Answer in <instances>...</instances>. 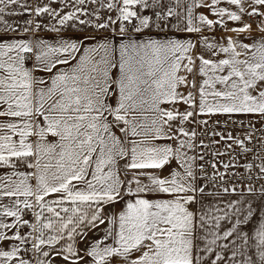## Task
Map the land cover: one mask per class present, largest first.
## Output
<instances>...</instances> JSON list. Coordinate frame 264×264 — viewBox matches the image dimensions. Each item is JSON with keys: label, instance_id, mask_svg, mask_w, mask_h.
I'll return each mask as SVG.
<instances>
[{"label": "snow or ice", "instance_id": "snow-or-ice-1", "mask_svg": "<svg viewBox=\"0 0 264 264\" xmlns=\"http://www.w3.org/2000/svg\"><path fill=\"white\" fill-rule=\"evenodd\" d=\"M17 5L30 11L20 0H0L5 33L20 30L5 20L23 14L8 11ZM100 8L116 15L98 17L94 27L111 35L81 40L60 35L53 25L55 43L0 41V168L11 169L0 175V264H33V258L35 264H52L55 257L65 264H209V254L210 264H264V218L245 230L254 217L250 202L203 206L206 196L221 191H208L198 181H210L215 189L224 174L210 177L203 164L198 174L196 161L204 156L189 155L197 133L185 128L188 122L207 125L190 121L204 115L264 117V0H101ZM34 11L58 17L68 28L75 27L73 20L87 23L77 16L79 8L62 16L47 5ZM245 16L262 18L261 35L251 43L230 36L220 43L204 35L217 26L250 35ZM229 21L239 26L228 28ZM33 23L25 21L23 32H32ZM173 30L185 35L170 36ZM191 34H197L195 42ZM197 45L204 48L198 55ZM36 72L50 75L45 80ZM227 139L243 153L253 152L231 133ZM246 139L251 142L253 132ZM255 159L259 164L243 165L249 194L257 192L255 182L264 181V155L257 151ZM173 161L177 166L163 175ZM230 191L236 186L222 187ZM258 191L264 196V183ZM27 212L32 223L22 219ZM22 226L30 231L22 234ZM97 229L102 235L79 249Z\"/></svg>", "mask_w": 264, "mask_h": 264}, {"label": "crops", "instance_id": "crops-1", "mask_svg": "<svg viewBox=\"0 0 264 264\" xmlns=\"http://www.w3.org/2000/svg\"><path fill=\"white\" fill-rule=\"evenodd\" d=\"M100 2L101 0H97V3L93 4L90 2V0H85V3L83 5L79 4L77 0H20V5H27L28 9L30 10L29 12H25L23 7H20L19 5L17 6H9L8 11H15L17 13H23L19 15H6L5 20L13 25H19L20 30L17 32H4V25L0 24V41H5V40H11L13 38H30V39H46L48 40L49 43H55L56 38H57V33L52 32L50 29L53 25H55L58 28H61L60 35L64 37H79L81 40L85 36H103V35H111V32H103V31H98L95 29V24L98 22V17L100 20H106L108 16H112L115 18V12H110L107 8H100ZM103 2L106 4L108 0H103ZM49 6L52 9H55L57 13H59L60 16L67 14L68 12H74L76 9H80L81 11L77 12V16L79 17L80 20H84L87 23L85 25H80L79 20H73L71 23L75 25L73 28H68L67 26H61L58 22V17H53L48 14H41L39 16L36 15L34 9L36 7H44V6ZM220 6L222 7H229L226 4H221ZM93 9L98 10L97 13L93 12ZM213 19H219L218 17H210ZM244 21L247 23H250L252 25L253 31L249 35L248 33L240 34L237 36L235 32H226L223 28L221 29H216L214 27L210 31H205L204 35L209 36L210 38H214L216 41L223 43L225 37H232L233 39H239L243 41L244 43H251L252 39L251 38H258L261 33L259 32L257 25L259 21L262 19L261 17H256L255 20H251L249 17L245 16ZM27 20H33V31L29 33L23 32V26L24 22ZM39 23L42 25L40 29H35V24ZM239 26V22H232L229 21L227 23L228 28H233ZM170 36H179L183 37L185 34L184 33H179L173 30L172 32L168 33ZM154 32V36H155ZM159 35H164L163 33ZM197 34H191V39L193 42L197 40ZM85 43H90V41H86ZM204 51V48L202 45H197L196 49L194 50V54L198 55L200 52ZM207 56V53H205ZM221 58L223 57V54H220ZM32 60L26 61V67L31 68L32 67ZM199 63V61H197ZM60 67H66V66H60ZM36 76L41 77L45 80L49 78V73L45 72H36ZM189 79H192V76H189ZM197 84L200 82V78L197 76L196 77ZM183 91L186 93L187 89H183ZM186 105H181V110H183ZM186 130L192 131L195 130L197 133V122H188L185 125ZM116 134L120 136V133L116 131ZM52 139L51 137H49ZM182 139L184 137H181ZM14 139L18 140V137H14ZM195 144L197 145V135L195 138ZM196 150L197 147L195 148L194 151H190L189 155H196ZM176 162L173 161L171 164V167H166L163 171V175H168L169 171L171 168H175ZM19 170L23 171H31L25 169L22 165H18ZM11 169L5 167V168H0V175L9 173ZM199 182V181H198ZM31 183L35 184V181H31ZM201 183V182H199ZM208 191H221V195L219 197H212V196H206L203 200V206L207 208L208 206H211L213 204H220L223 206L226 204L229 200H237V199H244L252 204V207L254 208V217L250 221V223L245 226V230L251 231L253 230L256 226L257 223L261 218H264V196L260 195L259 192H256L255 194H249L247 191H243L244 195L241 196V191L239 192H229L227 194L223 193L222 190H217V189H212L210 187H207ZM52 197H48V199H51ZM2 203L7 204L9 203L8 198H4ZM121 205H116L115 210H119ZM199 207V206H197ZM107 212L113 211V209L109 208L106 209ZM22 219L28 220L29 223L33 222V215L31 212H27L22 216ZM7 222H12V218H8ZM107 225H101L100 228H104ZM230 225L225 223L223 224V227H229ZM22 234H27L30 231V228L23 226V229L20 230ZM102 235V232H100L99 229L93 232L88 233V240L84 242H80L77 244V247L81 250L86 248L88 246V243L90 241H93L95 239H98L99 236ZM200 246L203 247V242H199ZM45 250L47 248L45 247ZM219 250V249H217ZM81 255H83V252L81 251ZM228 256H230V253H227ZM207 259L210 264V260L214 259V255L209 254L207 256ZM33 264H35V258H33ZM52 264H65V262L60 258V257H55L52 259Z\"/></svg>", "mask_w": 264, "mask_h": 264}, {"label": "built area", "instance_id": "built-area-1", "mask_svg": "<svg viewBox=\"0 0 264 264\" xmlns=\"http://www.w3.org/2000/svg\"><path fill=\"white\" fill-rule=\"evenodd\" d=\"M256 19V18H255ZM251 19V20H255ZM222 27H216V29H221ZM207 120V125H202L197 122V150L196 155L199 156L203 154L204 159H197V171L199 174V165H204L205 172L211 177L214 172L224 174V180L221 181L219 176H217L216 188L217 190H222V187L227 186L231 188L235 185L237 192L246 191L248 186V171L243 167L245 163L252 162L254 164H259V160L255 159V154L257 151L261 155H264V145L261 143V138L264 137V117L258 114H233L231 117L225 114H215L211 117L209 116H199L198 120ZM243 122L242 124L240 122ZM249 122L254 126V128L249 127ZM253 132V139L249 142L246 139V135L249 132ZM223 134L225 137L221 139L220 135H213V133ZM228 133H231L233 137L244 140V144L248 148H252L253 152L243 153L239 145L235 144L232 140L227 139ZM215 141V143H214ZM203 142V146H201ZM228 145H232L228 148ZM224 153L223 155L216 156L214 153ZM234 161L235 167H230L225 169L223 167L224 163H229ZM212 163L217 165L216 169L212 168ZM258 169L254 168L252 171L253 178L255 179V173ZM237 173L236 176H232L231 173ZM201 183H206L207 187L213 188V184L210 181L200 180ZM264 181L255 182V188L259 192L260 184ZM23 229V226L20 230Z\"/></svg>", "mask_w": 264, "mask_h": 264}, {"label": "rangeland", "instance_id": "rangeland-1", "mask_svg": "<svg viewBox=\"0 0 264 264\" xmlns=\"http://www.w3.org/2000/svg\"><path fill=\"white\" fill-rule=\"evenodd\" d=\"M198 118H199V116L198 117H194V118H190V121H197Z\"/></svg>", "mask_w": 264, "mask_h": 264}]
</instances>
